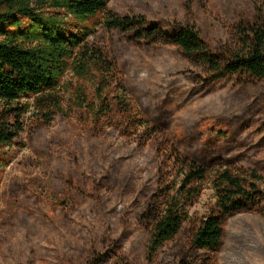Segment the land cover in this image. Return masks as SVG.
Returning <instances> with one entry per match:
<instances>
[{"label":"rangeland","instance_id":"374dc122","mask_svg":"<svg viewBox=\"0 0 264 264\" xmlns=\"http://www.w3.org/2000/svg\"><path fill=\"white\" fill-rule=\"evenodd\" d=\"M31 7L35 21L24 17L0 29L40 48L39 27L62 20L73 35L89 33V58L69 61L52 98L17 102L22 128L0 156V264H156L146 258L147 237L132 216L154 193L158 171L180 183L177 151L253 172L264 193V86L196 84L172 53H118L101 32L102 14L81 19ZM107 9L165 31L192 25L210 45H233L250 28L264 32V0H110ZM119 103L131 107L136 130L109 128ZM214 178L215 171L198 184L186 226L214 214ZM117 207L121 220L112 214ZM214 264H264L261 213L224 220Z\"/></svg>","mask_w":264,"mask_h":264},{"label":"trees","instance_id":"16d2710c","mask_svg":"<svg viewBox=\"0 0 264 264\" xmlns=\"http://www.w3.org/2000/svg\"><path fill=\"white\" fill-rule=\"evenodd\" d=\"M109 1L0 0V26L10 22L18 26L19 19L24 17L35 21L37 14L31 7L34 4L39 10H63L81 19L102 14L101 32L110 36L114 49L122 55L172 53L186 63V72L193 74L194 83L204 86H264V32L250 28L242 36L234 37L233 45L221 40L210 45L192 25L176 24L171 31H165L139 17L118 16L107 9ZM60 24L62 20L39 27L43 44L40 48L27 47L25 40L29 37L23 34L0 29V156L22 128L23 109L17 102L23 97L52 98L69 61L77 58L84 62L89 58V33L78 29L73 35ZM52 100L51 108L57 110L58 104ZM107 124L114 130H120L122 124L127 132L136 130L140 122L134 118L131 107L119 103L118 116ZM176 158L182 167L180 183H167V177L158 171L154 193L143 212L132 216L147 237L146 258L156 264H214L227 217L250 212L264 216L260 177L219 158L196 162L180 151ZM214 171L215 212L198 226L188 227L186 207L198 195V184ZM103 178L108 180L109 176L105 173ZM112 214L121 220L122 209L117 207Z\"/></svg>","mask_w":264,"mask_h":264}]
</instances>
